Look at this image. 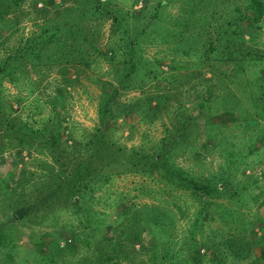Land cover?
Returning a JSON list of instances; mask_svg holds the SVG:
<instances>
[{
    "label": "trees",
    "instance_id": "obj_1",
    "mask_svg": "<svg viewBox=\"0 0 264 264\" xmlns=\"http://www.w3.org/2000/svg\"><path fill=\"white\" fill-rule=\"evenodd\" d=\"M19 1L0 0V44L3 50L0 58V153L16 150L18 154L27 150L30 158L35 160L34 168L38 172L24 175L25 170L22 168L15 179L12 176L1 178V197L7 199L4 206L10 209L11 217L41 223L46 216L52 218L60 208L68 209L79 221L81 232L64 229V245L72 250L76 245V236L83 234V239L79 241L84 246L96 245L99 252L89 264H130L129 253L132 251H149L148 264H198L204 253L210 264H225V252L230 254L232 250L234 254L244 256L247 250L239 244L235 246L236 242L231 237L221 243L206 237V240L201 239L197 244L194 238L197 232L204 230L213 213L233 230H246L251 225V222L240 221L241 212L215 199L226 198L235 203L239 201L247 184L236 181L235 173L240 167L241 158L251 152L256 155L257 148H253L255 140L253 145L249 141L250 148L240 155L229 151L233 156L226 159V152V165L218 164L212 172L204 166L196 173L177 165V154L197 150L192 142L196 140L199 126L185 113L188 103L177 102L172 112L163 109L167 107L163 104L170 97L166 90L174 87L175 81L189 78L190 72L186 67H183V71L178 70L174 58L169 60L166 71L160 70V64L153 66L142 55V41L144 43L151 32L173 42L175 54L191 51L194 48L192 42L204 41L206 48L202 56L210 57L213 61L218 59L224 65L229 64L232 70L226 78L231 81L233 78L232 82L237 87L235 90L238 89L240 93L239 102L235 97L231 101L226 99L225 109L215 116L230 114L237 106L233 120L237 118L236 122H240L241 97L252 104L250 107L257 109L260 104L255 92H264V74L261 73L259 80L256 72L255 79L250 80L243 73L247 63H264V49L256 47L255 39L264 14L262 0H184L187 9L185 16L168 21L166 27L157 23L162 20L164 5L161 2L159 8H155L143 22L139 18L143 10L142 3L137 9L124 10L112 6L110 0H74L73 5L51 4L53 10L50 12L44 9L42 16L33 21L35 28L25 36L18 34L17 13L12 8ZM106 21L105 43L101 45V41H98L104 32L100 29ZM190 24H196L199 28L190 30ZM184 30L191 34L189 41ZM202 33L206 35L204 38H201ZM244 34L247 36L245 39ZM11 37L12 43L5 45ZM211 54L214 56L211 57ZM96 60L108 63L117 84L107 87L104 81L95 78L100 89L96 105L97 125L86 130L79 139L67 133L63 135L65 126L62 125L64 117L61 112L68 92L66 85H71L80 74H87ZM52 67L58 68L61 74L63 90L55 93L48 102L51 103L50 117L38 118L37 121L23 119L19 114V106L24 105V98L19 94H7L3 83L8 82L16 87L25 79L28 87L23 86L31 93L38 88L43 72ZM31 73L36 74L34 79ZM156 79L166 84L164 93L146 89ZM203 80L209 81V78ZM253 87L256 90L253 91ZM126 90H138L140 95L133 100H118L119 93ZM200 99L202 114L213 117L204 100ZM161 109L172 113L173 117L168 119V125H164L163 135L150 146L140 143L128 148L109 138L110 126L118 119L125 120L134 115L143 122L158 117ZM253 119L249 118L246 126L253 124ZM221 123L225 122L213 120L204 124L206 134L202 142L203 149L210 144L221 145L216 138L212 143L208 142L211 135H216L212 127L219 128ZM228 143L233 144L231 141ZM33 152L41 155V158L32 156ZM127 172L156 177L159 185L169 193L186 192L197 203V210L190 222L192 241L187 246L190 249L186 251L187 254L178 256L168 247L172 239L161 238L166 235L164 229L169 224L168 216L161 215L152 207H122L127 209L125 217L108 225L105 224L104 212L96 213L93 210L90 203L92 192L109 182L112 176ZM254 198L252 196L251 200ZM257 220L259 228L263 227L264 231V219ZM146 227L150 230V239L147 238L149 242L141 236ZM106 231L111 233V237L107 236ZM53 240L56 241L52 238L48 245ZM251 240L262 249L253 257V263L264 261L261 256L264 254V234L251 237ZM186 242L182 241L181 246L185 247ZM135 245L138 248L135 249ZM156 248L160 249V254L155 251Z\"/></svg>",
    "mask_w": 264,
    "mask_h": 264
},
{
    "label": "rangeland",
    "instance_id": "obj_2",
    "mask_svg": "<svg viewBox=\"0 0 264 264\" xmlns=\"http://www.w3.org/2000/svg\"><path fill=\"white\" fill-rule=\"evenodd\" d=\"M145 1V2H144ZM242 1V0H240ZM112 6L120 7L124 10L130 8H139L142 3V9L139 15L141 21L146 22L147 17L155 8H159V2L162 3L163 12L162 20L157 23L164 27L168 25V21H173L185 16L187 9L184 0H110ZM264 5V0H262ZM54 6L73 5L74 0H20L18 5L12 6L17 13L18 34L25 36L28 32L35 28L33 21L42 16L43 10L52 11ZM158 5V6H157ZM108 28V21L103 23L100 31L104 34L100 37L101 45L105 43V36ZM197 29L199 26L190 24V30ZM256 39V47L264 49V14L261 21V29L258 30ZM187 40L191 38V34L185 31ZM211 33V31H209ZM206 35L201 34V38ZM244 39L247 36L244 34ZM13 37V36H12ZM6 40L5 45L12 43ZM142 41V55L152 63L159 65L160 70L166 71V65L169 60L174 58L176 68L183 71L186 67L190 72L189 78H182L174 82L172 86L166 90L170 97L163 105L165 110L174 111V106L177 102L184 101L187 105V112L193 121L197 123L196 140L192 144L195 149L177 154L175 163L186 170L198 172L204 166L208 171H215L218 164H224L226 152L227 158H231L229 151L232 154L240 155L247 148H250L249 141L257 148V153L251 152L246 157L241 158L240 167L237 169L235 176L236 181H244L247 184L244 193L239 198L238 202L228 200L226 198H216L217 202H225V206L238 210L242 222H251V225L246 230L231 229L229 225L223 224L221 218L213 217L208 220V223L195 234V242L201 239L206 240V237L213 238L216 242L227 241L230 237L233 239L235 246L239 244L247 250L244 256L234 254L232 250L230 254L226 253L225 264H251L253 257L256 256L260 249L251 240V237L264 234L262 228H259L257 219H264V92L259 90L256 93L258 96L259 106L257 109L250 107L252 104L241 97V116L236 122L233 118L236 116L237 106L235 109L225 116H215L221 113L226 105L225 100L235 97L240 100V93L235 90L236 85L230 79H227V73L232 70L229 64H222L220 60L213 61L210 57H203L206 43L204 41L192 42L194 48L186 53H174L173 42L162 39L159 36L149 32ZM0 44V58L3 54ZM211 57L214 55L211 54ZM235 70V69H234ZM237 71V70H235ZM260 80L261 73L264 74V63H247L243 67V73L252 80L255 79V74ZM237 73V72H236ZM71 74V70L69 72ZM31 78L34 79L36 74L31 73ZM58 68L52 67L43 72V79L38 83V88L29 93L23 85H27L28 81L22 79L15 87L8 82H4L5 92L7 94H19L24 98V105L19 106V114L23 119L37 121L38 118L47 119L50 117L51 103H48L55 93H60L63 90L62 80L60 78ZM99 78L106 83V86H115L117 84L114 74L110 71L107 62L96 60L92 63L87 71V74H80L79 77L66 85L67 93L65 94L64 110L61 115L64 117L62 125L65 126L63 135L70 134L75 139L82 138L86 130L92 129L97 125L96 105L99 94V83L95 81ZM204 78H209V81H204ZM166 84L160 79H156L150 83L146 89L151 92L164 93ZM249 89V88H246ZM252 90H256L253 87ZM140 95L138 90H126L120 92L118 100L127 101L133 100ZM204 100L208 111L213 117H205L202 114L201 99ZM260 97V98H259ZM35 100H38L35 101ZM23 104V103H22ZM38 104V107L36 105ZM250 105V106H249ZM161 109L158 117L149 118L147 121H138L137 117L130 115L125 120L118 119L110 126L109 138L126 147H135L143 143L146 147L155 143L162 135L164 125H168V119H172V113H166ZM37 110H40L37 113ZM169 114V115H168ZM169 116V117H168ZM230 116V117H229ZM254 118L253 124L246 126L250 119ZM242 118V119H241ZM233 120V121H229ZM223 121L219 128L212 127L216 135H211L208 139L209 144L216 138L221 145L210 144L206 149H203L202 142L205 140L206 131L203 126L208 121ZM192 127L191 129H193ZM196 129H194V132ZM233 142L230 145L228 142ZM225 142V143H223ZM250 143V144H251ZM226 144V145H225ZM225 148H229L227 151ZM196 152V153H195ZM35 158H41V155L33 152L31 154ZM230 155V156H229ZM226 165V163L224 164ZM35 160L30 158L27 150H23L17 154L16 150H4L0 153V264H89V261L98 256V248L95 245L84 246L81 239L83 234L76 236V245L72 250L66 247L65 237L62 233L65 230L73 229L75 233L81 232L79 221L72 215L68 209L60 208L52 218L48 216L41 223H34L30 219L15 220L11 217L10 209H5L7 199L1 197V186L3 185L1 178L12 176L14 179L19 175V170L24 168V175L35 171ZM206 170V171H207ZM9 182V179H8ZM158 179L151 175L138 173H123L114 175L110 181L103 184L100 189L92 192V201H90L93 210L104 212L105 224H115L120 219L125 217L127 209L124 208H141L148 206L154 208L161 215H167L168 226L164 229L166 235L161 236L167 240L172 239L168 247L178 256L187 254L186 251L189 241L191 242V234L189 233L190 222L194 218V213L197 210V203L193 202V198L186 192L172 191L168 192L163 188ZM29 188V186H26ZM255 196L253 200L251 197ZM160 215V216H161ZM238 225V224H237ZM65 229V230H64ZM113 230H110V232ZM106 231L107 236L111 237V233ZM155 232L156 231H151ZM167 233L168 238H167ZM232 233V234H230ZM150 230L146 227L141 232V236L149 238ZM231 235V236H229ZM97 237V236H96ZM52 241L51 245L49 241ZM69 238V236H67ZM150 239V238H149ZM182 241H187L185 247L181 246ZM56 242H58L56 244ZM135 249L138 245H135ZM185 248V249H183ZM182 249V250H180ZM233 249L234 245H233ZM264 250V249H263ZM155 251L160 254V249ZM202 252V249L200 248ZM149 252V251H148ZM147 251L130 252V264H148ZM206 254V253H204ZM202 254L198 264H210L206 256ZM264 257V254L261 255ZM102 264H106L102 262ZM253 264H264L263 260H257Z\"/></svg>",
    "mask_w": 264,
    "mask_h": 264
}]
</instances>
